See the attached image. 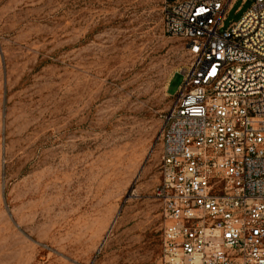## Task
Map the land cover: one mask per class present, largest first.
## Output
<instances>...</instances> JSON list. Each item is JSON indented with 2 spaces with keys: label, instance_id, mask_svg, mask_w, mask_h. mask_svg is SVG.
<instances>
[{
  "label": "rangeland",
  "instance_id": "rangeland-1",
  "mask_svg": "<svg viewBox=\"0 0 264 264\" xmlns=\"http://www.w3.org/2000/svg\"><path fill=\"white\" fill-rule=\"evenodd\" d=\"M164 8L0 0V264H161L159 136L190 63Z\"/></svg>",
  "mask_w": 264,
  "mask_h": 264
},
{
  "label": "built area",
  "instance_id": "built-area-1",
  "mask_svg": "<svg viewBox=\"0 0 264 264\" xmlns=\"http://www.w3.org/2000/svg\"><path fill=\"white\" fill-rule=\"evenodd\" d=\"M236 1L164 0L190 63L159 136L161 264H264V0L226 28Z\"/></svg>",
  "mask_w": 264,
  "mask_h": 264
}]
</instances>
